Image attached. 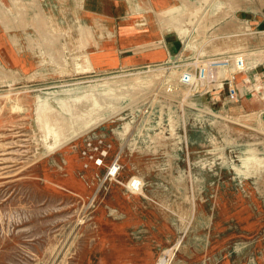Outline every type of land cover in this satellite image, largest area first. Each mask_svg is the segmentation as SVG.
I'll return each instance as SVG.
<instances>
[{
	"label": "rangeland",
	"instance_id": "rangeland-1",
	"mask_svg": "<svg viewBox=\"0 0 264 264\" xmlns=\"http://www.w3.org/2000/svg\"><path fill=\"white\" fill-rule=\"evenodd\" d=\"M128 1L144 25L149 5ZM199 1L169 23L184 32L200 17L204 49L219 46L216 12L264 15V0ZM91 2L0 0V264H154L168 252L171 264H264V100L235 106L220 89L204 103L161 66L89 69ZM236 33L227 45L264 63V29ZM6 49L32 68L5 65ZM99 139L97 166L83 151ZM132 176L141 193L126 190Z\"/></svg>",
	"mask_w": 264,
	"mask_h": 264
},
{
	"label": "crops",
	"instance_id": "crops-1",
	"mask_svg": "<svg viewBox=\"0 0 264 264\" xmlns=\"http://www.w3.org/2000/svg\"><path fill=\"white\" fill-rule=\"evenodd\" d=\"M92 1V4H90L91 8L84 10L87 19H89L88 22H85V27L88 30L80 46L87 58V64H85L93 71H107L126 67L138 68L148 65L150 67H157L158 65L167 67L173 62L181 64L185 63L184 60L188 58L185 55L186 52L196 48V46H198L199 52L195 55L199 56V59L214 57L228 51L239 50L234 44L227 45L232 42L231 40L234 37L241 35L236 33L239 27L244 29H252L253 27L264 29V15L257 13L259 11L245 9L240 17H237L235 11L229 13L216 12V19L211 24L212 36L209 38L215 40L219 46L212 49H204V43L206 42L204 40L205 24L203 21V23L200 22V17H198L195 24L188 25L187 30L184 32L186 23H178L176 21L173 24L169 23L170 16L180 15L183 17L187 15L190 6L195 5L189 0H139L141 2L138 5L140 3L149 5V9L144 13L147 18V22L144 25H141L140 22L137 25L132 23L133 21L129 22V15L132 13H130L131 6L128 0ZM196 3L198 4L200 1L198 0ZM172 7H177L179 11L169 12L168 10ZM189 42H192L191 45H189ZM245 48L247 49L248 47L245 45ZM5 51L11 57L9 60H3L5 65L14 68L19 67L20 70L32 68V66L29 67L28 58H20L15 51L13 53L8 52L10 49ZM195 55L193 53L192 57ZM249 55V60L255 62L256 60H252ZM14 58L18 61H15ZM259 62H262V60ZM164 76L166 79L176 78V75L175 77H170L169 74ZM209 93L213 97L220 95L218 91H212L199 96L200 100L207 103L210 96ZM217 98L221 101L220 97ZM246 99L243 98L241 101H252ZM234 105L238 104L235 103Z\"/></svg>",
	"mask_w": 264,
	"mask_h": 264
},
{
	"label": "built area",
	"instance_id": "built-area-1",
	"mask_svg": "<svg viewBox=\"0 0 264 264\" xmlns=\"http://www.w3.org/2000/svg\"><path fill=\"white\" fill-rule=\"evenodd\" d=\"M169 65L162 68L165 70V75L169 74L172 68H184L180 70L174 80L184 87L187 92H192L197 96L224 89V99L227 103L235 104L243 98L264 100V63L250 61L248 54L242 51H228L203 59L195 56L191 63ZM258 66H261V70H258ZM149 67L150 65L144 66V68ZM221 73L224 74V77L220 75ZM167 86L170 91V85L167 84ZM102 144L103 141L100 139L97 140V143L87 141V150L83 151L84 155L87 151L98 154L97 156H90V158H94V164L97 166L102 164L103 158L107 155L106 149L99 150ZM106 147L110 148V145ZM119 157L120 151L113 157L107 167L104 181L116 178L120 169ZM124 186L130 194L141 193L143 182L141 178L132 176ZM171 260L172 256L169 252L162 253L154 264H171Z\"/></svg>",
	"mask_w": 264,
	"mask_h": 264
},
{
	"label": "bare ground",
	"instance_id": "bare-ground-1",
	"mask_svg": "<svg viewBox=\"0 0 264 264\" xmlns=\"http://www.w3.org/2000/svg\"><path fill=\"white\" fill-rule=\"evenodd\" d=\"M87 33V32H86ZM181 36V35H180ZM88 67V66H87Z\"/></svg>",
	"mask_w": 264,
	"mask_h": 264
},
{
	"label": "water",
	"instance_id": "water-1",
	"mask_svg": "<svg viewBox=\"0 0 264 264\" xmlns=\"http://www.w3.org/2000/svg\"><path fill=\"white\" fill-rule=\"evenodd\" d=\"M192 24V23H191Z\"/></svg>",
	"mask_w": 264,
	"mask_h": 264
}]
</instances>
